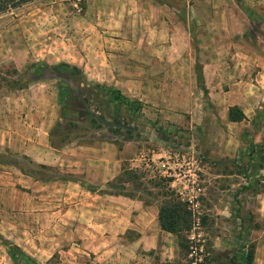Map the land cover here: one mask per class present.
<instances>
[{"label":"rangeland","instance_id":"1","mask_svg":"<svg viewBox=\"0 0 264 264\" xmlns=\"http://www.w3.org/2000/svg\"><path fill=\"white\" fill-rule=\"evenodd\" d=\"M27 25L34 41L53 35L52 60L10 61L20 57ZM85 30H107V48L73 39ZM83 48L92 69L62 61ZM39 62L38 85L62 105L57 85L65 81L74 102L49 129L59 164L39 167L0 145V264H13L8 244L38 264H236L244 243L253 246L252 264H264V170L243 175L249 145L264 139V0H34L0 14V76L13 85L0 94L35 79L29 67ZM202 70L207 90L196 82ZM105 88L139 109H116ZM231 106L246 118L230 122ZM115 154L117 176L96 186L97 196L118 198L105 204L111 229L103 213L71 215L56 196L41 195L45 188L31 191L33 179L61 181L68 166L91 159L87 167L97 169ZM160 179L165 189L155 187ZM166 188L191 211L187 252L158 225ZM97 196L86 200L102 207Z\"/></svg>","mask_w":264,"mask_h":264},{"label":"crops","instance_id":"2","mask_svg":"<svg viewBox=\"0 0 264 264\" xmlns=\"http://www.w3.org/2000/svg\"><path fill=\"white\" fill-rule=\"evenodd\" d=\"M29 25L21 32L25 39L23 38V46L21 44V46L17 48L20 50V57L14 56V58H10V61L19 67L32 61L38 62L41 60L42 62H47L53 59V57L49 55V53L53 51L51 44L53 35L47 33L44 35L43 40L34 41L32 37L34 33L31 31ZM48 31L50 32L53 30L50 28ZM107 33V30H101L97 33L93 31L92 34H87L85 30L73 38L71 34L65 32L62 35L61 41L63 44L67 42V46L65 47L69 51L71 47V38L74 40L76 38L80 41V45H82V43L84 46L89 44L91 48V45H93L92 50L97 49V51L100 52V50L102 51L107 48L111 40L105 37ZM47 37L50 39L49 41ZM85 49L86 48H83V55H81V53L80 55L74 54L72 56L68 54L67 57L62 58V61L77 65L78 67L83 66L84 68H88L90 63H94V60L93 58H89ZM77 50L80 52L79 48H77ZM92 74H94L93 70H83L84 76ZM201 75L203 86L207 90L208 83L203 70L201 71ZM196 82H198L197 75ZM38 92L42 95L41 100L32 97L34 93ZM57 95L59 96L58 92ZM0 99V145L14 148V154L18 153V155L30 156L31 160L37 165L46 163L53 165L59 164L58 159L61 158L62 151L56 149L51 151L47 148L49 129L59 118L61 113V104L56 100V97L53 96V93L48 92L47 88H42L38 85L37 81L24 88L15 89V91L9 95L1 92ZM21 132H23V135L19 137V133ZM113 159V163L110 159L109 162L107 160L98 161L97 169L94 168L93 170L87 167L90 162H95L91 159L85 160L84 164L68 166L69 168H66V171L71 173V176L61 181L53 182L47 179H33L34 181L32 180L30 184L31 191L34 192L45 188L46 193L42 192L41 195L48 198L49 195L53 194L57 199L61 200L62 205L66 206L68 213L71 215H93L95 212L99 214L103 213V215L109 217L103 225L109 224L108 227L111 229V218L114 211L105 204L110 205L112 201L116 203L118 198L109 195L97 196L95 192H90L83 187L81 182L97 186L112 181V179L117 176L116 154ZM92 195L93 197L97 196L99 199L101 198V200L98 201L103 202V204H101L102 207L98 202L94 203L93 201L90 202L86 200L88 196ZM96 206L97 208H95ZM72 219L78 218L73 217ZM110 251L111 249L107 248L102 255Z\"/></svg>","mask_w":264,"mask_h":264},{"label":"trees","instance_id":"3","mask_svg":"<svg viewBox=\"0 0 264 264\" xmlns=\"http://www.w3.org/2000/svg\"><path fill=\"white\" fill-rule=\"evenodd\" d=\"M34 0H0V14H4L9 12L12 9L21 7L24 4L30 3ZM40 65L41 62L38 64H31L29 69L33 71V75L35 79L27 80V84H20L17 86V89L24 88L30 84L37 82L38 75L40 72ZM70 68L69 66H66ZM15 73H18L14 70ZM197 80L199 83V87L203 88V80L201 72L197 73ZM5 86H13L10 80H5L3 77L0 76V87ZM95 87H99V85H95ZM58 94L60 101H62L61 107H64L68 103L74 102L73 99V90L65 81H60L57 85ZM105 94L108 96V102L113 104L116 109H121L127 113L135 111L139 109V104L136 101L129 100L125 95H123L119 90L114 88H105ZM98 90V89H97ZM205 92V89L203 90ZM206 93V92H205ZM245 114L243 111L237 106H231L228 109V119L231 122H241L245 119ZM249 152L247 154V162L245 169L243 171L244 177L248 180L249 176L248 171L251 170L250 167H255L257 170H264V139L261 143H252L249 145ZM0 164L1 158H0ZM39 167H43L39 165ZM162 180L160 179L155 183V187H162L165 189V185L162 186L160 183ZM82 186L85 187L90 192L97 193V187L92 184H88L86 182H81ZM100 193V191H99ZM168 197L161 203L158 209L157 214V221L159 228L162 231L167 233L173 234L176 236L178 240V246L181 251H186L189 248L188 239L186 237V233L192 227V216L191 211L185 208V203H182L180 200H176L173 197V194L170 192V188H166V192H164ZM104 194V193H103ZM246 243L239 245L237 256H236V264H252L253 262V246L249 247ZM7 254L10 257L13 264H38L33 258L26 255L18 246L8 244ZM218 263V262H217Z\"/></svg>","mask_w":264,"mask_h":264}]
</instances>
